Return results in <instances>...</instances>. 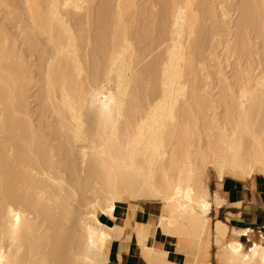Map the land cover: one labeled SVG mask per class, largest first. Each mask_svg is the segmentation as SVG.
Wrapping results in <instances>:
<instances>
[{
    "label": "bare ground",
    "instance_id": "1",
    "mask_svg": "<svg viewBox=\"0 0 264 264\" xmlns=\"http://www.w3.org/2000/svg\"><path fill=\"white\" fill-rule=\"evenodd\" d=\"M1 14L4 264H107L131 234L148 264H172L146 246L155 230L187 241L184 264H209L211 238L219 264H264V237L211 224L209 189L211 174L264 177V0H0ZM149 204L153 228L133 220Z\"/></svg>",
    "mask_w": 264,
    "mask_h": 264
},
{
    "label": "crops",
    "instance_id": "2",
    "mask_svg": "<svg viewBox=\"0 0 264 264\" xmlns=\"http://www.w3.org/2000/svg\"><path fill=\"white\" fill-rule=\"evenodd\" d=\"M210 192L212 194L216 192L219 199L223 201L221 206L213 207L210 212L212 225L216 221H219L224 223L229 230H250V239L254 242L260 241L261 238H259V236L264 237L263 176L255 175L245 181L225 178L220 183V187L217 188L216 184H214V188ZM155 206L157 207V205ZM155 206L150 204L143 205L140 210L135 212L133 220L149 223L153 228L157 216L155 211L159 212L158 208H155ZM117 212L121 219H125L128 213L125 206L118 207ZM104 219L105 222L103 221ZM100 220L105 224H114L111 219L105 216L100 217ZM109 224L108 226H111ZM227 239L239 241L245 246H249L250 244L248 237L236 238L232 236L231 232L227 235ZM135 240L134 234H131L130 238L127 240L126 238L113 240L107 249V264H148L147 261L145 259L143 260L141 257V249L136 242L137 240ZM154 245H156L158 249L166 252V259L168 262L172 264H184L188 244L183 238L164 235L158 230H155L146 241V246L153 247ZM216 253L217 248L213 244V238H211L209 264H219L215 257Z\"/></svg>",
    "mask_w": 264,
    "mask_h": 264
},
{
    "label": "rangeland",
    "instance_id": "3",
    "mask_svg": "<svg viewBox=\"0 0 264 264\" xmlns=\"http://www.w3.org/2000/svg\"><path fill=\"white\" fill-rule=\"evenodd\" d=\"M239 1H240V0H232V2H233L234 4H238ZM1 15H2V14H1ZM1 15H0V20H1V23H2V21H3L4 18H3V15H2V16H1ZM236 16H237V15L233 16V19H232V20H236V18H237ZM234 18H235V19H234ZM220 20H221V19H220ZM3 23H4V22H3ZM9 26H10V25H9ZM9 26L7 25V27H6V28H8V31H9V29H10ZM10 31H11L12 33H14V32H13L14 29H12V30H10ZM10 31H9V32H10ZM214 39H215V40H214ZM214 39H213L214 42L217 41V38H216V37H215ZM221 39H222V38H219V37H218V40H221ZM223 39H224V38H223ZM212 43H213V42H212ZM212 43H211V44H212ZM210 46H211V45H210ZM211 47H215L214 44H213ZM209 51H210V50H209ZM209 51L206 53L207 55H205V56H208V55L210 54ZM216 52H217V54L220 56L219 49H218V50L216 49ZM206 59H207V57H206ZM208 60H209V57H208ZM232 61H233V60L230 59V60H229V63H232ZM209 65H210V64H209ZM211 66H213V65H212V62H211ZM228 70H229V69H228ZM228 70L225 69L226 72H228ZM210 73H211V72H210ZM212 78H214V75H213ZM33 106H34V105H32L31 107H33ZM209 180H210V181H209V188H210L211 191H212L213 188H214V184H216V187L218 188V185H217L218 182H217L216 178H214V176H212V174L209 176ZM157 207H158V210H159V206H158V205H157ZM157 207H155V208H157ZM155 210H156V209H155ZM155 213H156V215H158L159 212H156V211H155ZM156 217H157V216H156ZM155 223H156V219H155L154 225H155ZM152 231H153V230H152ZM208 260H209V258H208Z\"/></svg>",
    "mask_w": 264,
    "mask_h": 264
},
{
    "label": "snow or ice",
    "instance_id": "4",
    "mask_svg": "<svg viewBox=\"0 0 264 264\" xmlns=\"http://www.w3.org/2000/svg\"><path fill=\"white\" fill-rule=\"evenodd\" d=\"M205 208H207V205H205ZM16 219H17V222H18L19 221V216H16ZM233 250L234 251H238V248H234ZM0 264H4V261H3V258H2V254H0Z\"/></svg>",
    "mask_w": 264,
    "mask_h": 264
},
{
    "label": "built area",
    "instance_id": "5",
    "mask_svg": "<svg viewBox=\"0 0 264 264\" xmlns=\"http://www.w3.org/2000/svg\"><path fill=\"white\" fill-rule=\"evenodd\" d=\"M259 238H261V236H259Z\"/></svg>",
    "mask_w": 264,
    "mask_h": 264
}]
</instances>
